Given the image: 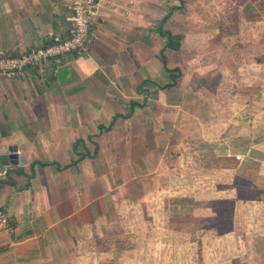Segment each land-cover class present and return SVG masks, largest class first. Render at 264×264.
<instances>
[{"label": "crops", "instance_id": "0c3cea01", "mask_svg": "<svg viewBox=\"0 0 264 264\" xmlns=\"http://www.w3.org/2000/svg\"><path fill=\"white\" fill-rule=\"evenodd\" d=\"M70 1L0 0V49L18 55L47 46L51 34L68 29ZM209 6L210 0H98L91 26L98 40L88 54L0 77V154L13 148L18 156L0 172V206L15 230L11 237L0 229V264H131L133 254L116 253L120 239L129 241L127 251L147 250L151 229L173 211L212 218L211 204L236 197L234 179L264 177L250 132L264 117V98L259 105L240 93L241 86L264 87V36L243 45L251 34L231 28L237 23L239 30L244 7L228 15ZM161 28L178 50L166 47ZM243 104L260 110L234 131ZM199 170L210 173L202 185ZM190 173L194 179L183 182ZM261 190L246 200L250 215L264 204V183ZM243 202L238 197L236 204ZM179 213L165 227L185 229L187 216ZM115 231L120 236L108 250L115 259L106 260V233ZM203 235L186 245L203 251Z\"/></svg>", "mask_w": 264, "mask_h": 264}, {"label": "rangeland", "instance_id": "374dc122", "mask_svg": "<svg viewBox=\"0 0 264 264\" xmlns=\"http://www.w3.org/2000/svg\"><path fill=\"white\" fill-rule=\"evenodd\" d=\"M243 7L245 9V18L242 20L243 22L241 23L239 30L236 28L238 27V24L236 23L233 28H231V31L234 32V35H236V32H240L239 36L251 34L250 36L245 37L246 39L243 38L240 40L243 41L241 42L243 45L247 46V44H250V42L257 41L258 39L260 40V38L264 36V0H210L209 6V8L212 10L215 9L218 12L219 9L222 8L221 10H223L224 14L227 13L228 15H230V12L232 11H240ZM263 44L264 43L259 44L261 51ZM254 58L255 56L253 59ZM232 79H234V77H232ZM235 86L237 85L235 84ZM241 87V94L249 93L247 96H252L253 100L257 101L259 105H261L259 101H262L264 98V87ZM238 89L239 88H236L237 94H235V96H237L239 93ZM244 89H246V91ZM262 90L263 93L262 96H260L259 93H261ZM219 101L220 103L217 105V107L219 106L221 109H223L225 102L224 97H220ZM233 107L236 110L238 109L235 105H233ZM244 107L248 109L249 112ZM256 107H250L243 104V108L240 109L239 112L237 111V113L234 115H237L240 118L237 119V117H235L236 119L234 118L232 121L234 131L239 126L238 123L244 121L245 123L243 125L248 126V124L252 122V116L250 114ZM258 110H260V108ZM253 112H257V110ZM220 120L223 123L221 126H225L224 123L226 121L229 122L228 119L225 118ZM257 123H259V125ZM250 132L253 141L257 143L258 149L256 150H259L258 152H254L253 159H255V161H260L264 157V117L255 121V127H252ZM206 153H208V150ZM186 171H191L193 173L190 167L189 170ZM192 173H190V175L184 174L189 178L183 182L193 180L194 177H190ZM207 173L208 172H206V170H199V173H194L197 176L200 175L195 179L198 180V185H202V180H204L202 177L204 175L210 174ZM213 177L215 176L213 175ZM213 177H211V179ZM234 181L236 182L234 184L233 190L236 197L232 199V202H229V200L226 202L225 200L217 199L218 203L211 204V206H214V209L217 212L216 216H211L212 218L194 217L183 210L181 213H179L180 209L173 211L171 213V220H179L180 218L178 213L182 216H187L184 220L185 229H183V226L165 227L166 223L169 224L170 219H165L166 223L159 221L160 225L153 226V229L150 231L149 248L147 250L132 248L131 250L127 251V243L129 241H121L120 239L119 241L122 242L123 245H119L116 253H118V251H122L123 255L133 254L130 258L132 260L131 264H264V204L254 207V213L250 215L251 210L253 209V204H251L249 201L248 205V201H246L259 196L262 191L261 187L262 183H264V177L261 176L259 181H250L243 178L234 179ZM187 184L182 185L178 183V186H187ZM173 196L175 195L172 194V198ZM238 197H240L241 200H245V202L242 203V207L236 204ZM203 200L209 202L207 194H204ZM200 204H202V201H200ZM201 207V210H203L204 208H207V205L205 204V207ZM237 207L239 208L238 212H236ZM245 211H247V213H245ZM238 213L241 215L237 216ZM230 222H232L233 228L229 227ZM234 222H238L237 226L236 224L234 225ZM118 233V235L116 231L106 233L108 240L104 242L102 246V248H105L107 251L105 253L106 260L113 261V259H115V257L111 259L112 254L108 250L112 248L109 247V244L120 236V232ZM201 233L204 234L201 236V238H205V246H203V251H199L197 243L193 248L186 245L187 242L191 241V238L200 236ZM212 233L214 235H212ZM226 234H230V236L234 238L233 243L231 240L226 239ZM113 235L115 236L114 238L112 237ZM208 235L210 236L207 237ZM236 235L239 236L240 245L236 240ZM143 255H147L146 259H143ZM217 255L224 258L226 263L217 262L216 259H219ZM108 256L109 258H107Z\"/></svg>", "mask_w": 264, "mask_h": 264}, {"label": "built area", "instance_id": "2783aa9c", "mask_svg": "<svg viewBox=\"0 0 264 264\" xmlns=\"http://www.w3.org/2000/svg\"><path fill=\"white\" fill-rule=\"evenodd\" d=\"M97 5L98 0H71L68 29L63 34H51V42L47 46L31 48L18 55L0 49V77L29 75L30 69L44 62L60 65L62 58L70 53L76 56L88 54L98 40V35L91 28ZM0 229L11 237L15 231L10 216L1 206Z\"/></svg>", "mask_w": 264, "mask_h": 264}, {"label": "water", "instance_id": "95a60500", "mask_svg": "<svg viewBox=\"0 0 264 264\" xmlns=\"http://www.w3.org/2000/svg\"><path fill=\"white\" fill-rule=\"evenodd\" d=\"M15 153L16 150L10 148L9 152L0 154V172H4L5 167L8 166L9 163H11L12 160H14V158L18 157L16 156L17 154Z\"/></svg>", "mask_w": 264, "mask_h": 264}, {"label": "trees", "instance_id": "16d2710c", "mask_svg": "<svg viewBox=\"0 0 264 264\" xmlns=\"http://www.w3.org/2000/svg\"><path fill=\"white\" fill-rule=\"evenodd\" d=\"M160 33H161L162 35H167V34H168V40H167V45H166V47H168V48H172V49H175V50H178V49L180 48V44L177 43V42L174 40L173 36H172L170 33H166L165 31L162 30V28L160 29ZM164 61H165V60H164ZM176 79H177V77L174 76V77H173V82H172V84H169L168 86H173V85L175 84ZM133 106H135V104H133Z\"/></svg>", "mask_w": 264, "mask_h": 264}]
</instances>
